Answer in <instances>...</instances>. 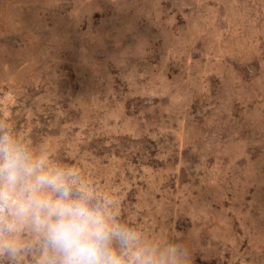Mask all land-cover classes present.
Masks as SVG:
<instances>
[{
    "label": "rangeland",
    "instance_id": "374dc122",
    "mask_svg": "<svg viewBox=\"0 0 264 264\" xmlns=\"http://www.w3.org/2000/svg\"><path fill=\"white\" fill-rule=\"evenodd\" d=\"M2 136L135 233L124 264H264V0H0Z\"/></svg>",
    "mask_w": 264,
    "mask_h": 264
},
{
    "label": "clouds",
    "instance_id": "9594fccd",
    "mask_svg": "<svg viewBox=\"0 0 264 264\" xmlns=\"http://www.w3.org/2000/svg\"><path fill=\"white\" fill-rule=\"evenodd\" d=\"M76 173L60 168L45 170L0 137V255L13 256L12 238L22 227L45 236L46 248L60 256V264H124L112 247L114 241L132 249L136 235L111 222L103 205L91 203V195L76 190ZM171 264H179L172 249ZM42 264H54L48 257ZM131 264H154L146 252H133Z\"/></svg>",
    "mask_w": 264,
    "mask_h": 264
}]
</instances>
